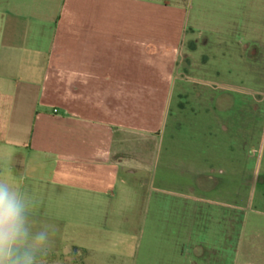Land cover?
I'll return each instance as SVG.
<instances>
[{
    "label": "crops",
    "instance_id": "obj_1",
    "mask_svg": "<svg viewBox=\"0 0 264 264\" xmlns=\"http://www.w3.org/2000/svg\"><path fill=\"white\" fill-rule=\"evenodd\" d=\"M155 1L0 0V128L5 145L0 177L26 194L33 228L49 230L43 264H72L78 258L75 251L83 264H95L90 248L58 234L62 223L56 212L96 207L104 193L99 184L111 180L126 160L139 157L128 148L129 134L153 147L158 144L178 80L210 83L208 67L219 54L200 43L203 30L194 37L195 23L174 32V39L167 31L132 25L140 15L137 5ZM219 2L231 10L222 16L202 11L196 24L219 35L217 50L223 55L228 35L233 36L228 41L247 47L244 51L256 52V58L262 48L251 49L254 40L243 44L240 8L243 2L264 0ZM83 3L87 10L80 13ZM115 4H124L125 11L115 13ZM71 6L84 21L58 28L56 42L39 52L29 48V34L45 33L34 20L50 23ZM47 29L53 32L51 26ZM216 74L220 76L219 70ZM34 158L42 167L56 168L29 171Z\"/></svg>",
    "mask_w": 264,
    "mask_h": 264
},
{
    "label": "rangeland",
    "instance_id": "obj_2",
    "mask_svg": "<svg viewBox=\"0 0 264 264\" xmlns=\"http://www.w3.org/2000/svg\"><path fill=\"white\" fill-rule=\"evenodd\" d=\"M219 1L137 5L140 15L132 25L167 31L174 39V32L195 23L194 37L203 30L200 43L219 57L210 61V83L178 80L173 85L155 148L133 135L125 138L139 157L126 160L111 180L99 184L104 193L96 207L56 212L62 223L58 234L90 248L95 264H264V4L243 2L240 8L243 44L254 40L249 47L262 48L254 58L256 52L244 51L247 47L228 41L233 38L228 35L223 55L217 50L219 35L196 24L202 11L222 16L231 10ZM123 7L115 4V13ZM86 10L83 3L80 13ZM81 21L73 6L50 23L35 19L45 33L29 34V48L39 52L56 42L58 28ZM18 153L29 158L25 151ZM38 160L29 171L56 168L42 167ZM78 258L72 264H83Z\"/></svg>",
    "mask_w": 264,
    "mask_h": 264
},
{
    "label": "clouds",
    "instance_id": "obj_3",
    "mask_svg": "<svg viewBox=\"0 0 264 264\" xmlns=\"http://www.w3.org/2000/svg\"><path fill=\"white\" fill-rule=\"evenodd\" d=\"M29 200L0 177V264H43L49 251V230H35Z\"/></svg>",
    "mask_w": 264,
    "mask_h": 264
}]
</instances>
